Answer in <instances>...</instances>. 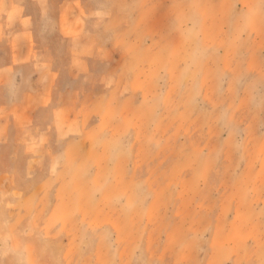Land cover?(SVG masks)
<instances>
[{
  "label": "rangeland",
  "instance_id": "obj_1",
  "mask_svg": "<svg viewBox=\"0 0 264 264\" xmlns=\"http://www.w3.org/2000/svg\"><path fill=\"white\" fill-rule=\"evenodd\" d=\"M8 1L58 85L0 147V264H264V0Z\"/></svg>",
  "mask_w": 264,
  "mask_h": 264
},
{
  "label": "crops",
  "instance_id": "obj_2",
  "mask_svg": "<svg viewBox=\"0 0 264 264\" xmlns=\"http://www.w3.org/2000/svg\"><path fill=\"white\" fill-rule=\"evenodd\" d=\"M12 4L8 0H0V11L6 8L4 16L0 15V34L3 26L15 28L10 39V63L0 67V89L7 90L0 97V147H17L18 142L11 140V132H26L33 125L37 111L53 104L58 85L53 61L39 58L35 53L31 40L33 19ZM71 8V4L65 3L59 15L60 33L70 39L77 35L83 22L81 14ZM27 65L32 66L34 76L25 86V81L17 74ZM10 161L15 162L13 159ZM11 174L10 170L0 171V197L5 188L3 184Z\"/></svg>",
  "mask_w": 264,
  "mask_h": 264
}]
</instances>
